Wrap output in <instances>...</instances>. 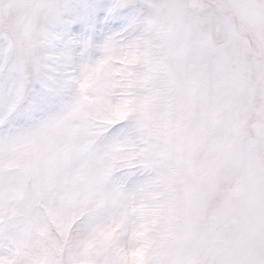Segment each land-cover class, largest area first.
Listing matches in <instances>:
<instances>
[{
    "label": "snow or ice",
    "instance_id": "obj_1",
    "mask_svg": "<svg viewBox=\"0 0 264 264\" xmlns=\"http://www.w3.org/2000/svg\"><path fill=\"white\" fill-rule=\"evenodd\" d=\"M0 264H264V0H0Z\"/></svg>",
    "mask_w": 264,
    "mask_h": 264
}]
</instances>
